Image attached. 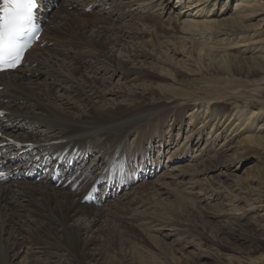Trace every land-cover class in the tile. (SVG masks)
<instances>
[{
	"label": "bare ground",
	"instance_id": "bare-ground-1",
	"mask_svg": "<svg viewBox=\"0 0 264 264\" xmlns=\"http://www.w3.org/2000/svg\"><path fill=\"white\" fill-rule=\"evenodd\" d=\"M140 1L143 0H60L59 7L49 13L50 21L45 23L46 30L41 36L46 46L35 44L15 71L0 73V86H3L0 109L5 111L0 116V129L7 137L29 143L20 147L9 140H0V143H7L0 148L3 152L0 163L10 174H17L9 182H0V264H79L78 261L96 264L94 260L102 252L99 253L97 243L104 233L113 234L114 230L109 228L112 223L122 226L124 222L138 224L141 221L142 226L152 231L168 227L169 221L150 214L153 212L150 209L154 208L152 197L159 194V188L167 187L169 191L162 194L170 195V186L174 183L180 185L186 181L183 185L187 188L191 184L198 186L200 176L207 178L211 160L233 148L236 149L234 154H227L229 158L223 164L231 166L254 156L257 161L247 165L246 180L264 182V120L256 133L253 130L255 123L264 119V77L255 88L262 98L250 100L249 104L256 106L248 110L234 107L229 115L223 107H213L218 101L212 98L203 101L205 105L200 102L186 108L180 119L174 112L159 117L165 111L163 105L153 108L139 105L151 86L139 87L131 83L146 70H157L154 60L167 64L165 58L159 57L164 56V52H158V45L147 48L128 42L133 36H146L147 33L135 27L134 15L158 11L164 16L175 8L172 13L176 15L170 19L181 21L185 29L222 34L224 41L230 36L238 37L227 41L228 54L223 55L224 60L234 57L236 64H244L241 70L247 71V78L252 74H264V35H260V30L264 31V0H235L233 7L227 6L231 0H146L145 4ZM49 7L54 4H47L46 8ZM87 7H91L90 13L95 15L91 25L83 18ZM250 19L256 20L255 23H245ZM71 22L74 41L72 45H65L54 38V32L65 31ZM170 92L174 93L172 89ZM174 94L173 99L179 100L178 93ZM246 111L250 112L246 114ZM198 120L201 121L199 125ZM143 123L146 125H141ZM220 124L227 132L231 131L220 150L218 147L198 166L183 167L180 162H185L189 152L186 148L179 150L181 142L178 136L174 140L172 130H176L177 125L179 129L185 125L190 133L185 135L184 146L198 145L201 139L208 146L215 144L218 132L224 135V130L218 128ZM209 126L213 128L208 135L200 138ZM249 131L253 132L247 133ZM156 145L159 155H162V148L167 147L169 161H177L160 174L162 179L158 177L141 184L147 173H151L149 168L155 172L160 166L159 162L147 163V153H143ZM204 149L199 150L195 158L204 153ZM135 151L140 160L134 157ZM178 166L182 168L179 170ZM56 173L61 175L59 186ZM30 174L41 178L36 181ZM213 190L215 194H229L224 189ZM197 193L199 197L205 196ZM257 195L256 203H251L247 210L264 207V194ZM181 196L185 200L188 197ZM141 205L148 210H139ZM231 207L234 218L239 209ZM159 220L164 222L162 228L154 229L161 225ZM166 235L184 238L193 234L174 226L171 234ZM29 244L34 253L25 249ZM136 255L141 253L136 252ZM240 261L242 264H264V254L254 260L245 256Z\"/></svg>",
	"mask_w": 264,
	"mask_h": 264
},
{
	"label": "rangeland",
	"instance_id": "rangeland-1",
	"mask_svg": "<svg viewBox=\"0 0 264 264\" xmlns=\"http://www.w3.org/2000/svg\"><path fill=\"white\" fill-rule=\"evenodd\" d=\"M234 1L235 0H231L227 6L233 7ZM140 3L145 4L146 0L140 1ZM145 6L146 5L143 7ZM162 6L164 7L163 4L160 7L163 8ZM181 9H178V11ZM92 10L93 9L85 10L86 16L83 18L87 21V25H91L93 20H95V15L90 13ZM173 10H175V8H173L172 11ZM172 11L165 13L164 16L158 14V11H154L152 13L142 11L133 16V19L136 21L135 27L140 30H146L147 33L146 36L145 34L142 36H133L128 39V42L135 45H143L147 48L158 45V52H160V54H163L164 52V56H158L165 58L167 62V64H163L158 60H154L153 62H155L157 70H146V73L142 74L139 78L137 77L138 80L131 83L132 85L133 83L134 85H139V87L151 86L150 92L147 94L146 98L141 101L142 105L141 103L139 105L149 108L163 105L166 112L164 111L161 113L159 117H163L171 112H174L179 119L181 114L186 111V108L188 109L194 107L196 103H203L205 100L206 102L211 101L212 98L218 101L217 104H212L213 107L216 105L217 107L220 106V108L223 107L222 109L224 112L226 110V113H231L232 110L238 106L244 107L245 110L250 109V107H255V103L251 105L249 102L254 97H260L256 93L255 88H257L262 82L261 79L264 77V74H252L247 78V71L244 72L241 70L244 64H236V61L233 59L234 57H230L229 55L227 57H230V59L224 60L226 58L223 57L224 54H228L226 47L228 48L229 43L227 41L237 40L238 37L233 38V36H230V38L224 41L221 40L225 37L222 34L218 35L215 32L202 33L201 30L194 28H190L191 30L185 29L183 28L181 21H175L173 19L172 20L174 22L171 21L170 18L176 15L175 13H172ZM111 20L114 21V19ZM255 21L256 20L254 19H250L249 22L245 23H255ZM72 28L73 22L65 27V31H60V33L55 31L54 33L56 35L54 38H56L57 41L63 42L65 45H72L74 41ZM260 33L261 36L264 35L263 29L260 30ZM44 46H46V44L41 47ZM150 61L151 60H149V62ZM163 72H166L169 76ZM127 80L129 79H126L125 81L128 82ZM114 81L117 82L118 78ZM51 88L53 89L54 86ZM170 89H172V92L178 93L177 97L179 100L173 99L175 98V94L171 93ZM238 90L239 92L235 93ZM260 98H262V96ZM170 99H173L174 101L171 103L169 102ZM195 99H199V101H196ZM201 105L205 104L203 103ZM137 106L135 107L139 109L140 106ZM151 110L153 111L155 109ZM248 112L250 111H246V114H248ZM263 120L264 119L261 118L255 123L257 125L256 129L255 127L253 129L254 133H256L255 131H257V128H259L258 126L261 122H263ZM188 122L189 120H186L187 124ZM200 122L201 121L198 120L197 124L199 125ZM141 125L145 126L146 124L143 123ZM188 125L190 126V123ZM219 127L221 131L224 130V135H222L221 132H218L219 135L215 138V144H209L210 147L209 145H204L206 143L204 139H201V143L198 145L197 143H190V145L187 144L188 146H184L185 135H187V132L190 133L189 128H186L185 125L180 129L179 125H177L176 130H172V137H174V140H176L178 136L179 138L177 139L181 142L182 147L184 146L182 148L180 145V148L179 146L177 148H179V150H184L186 148V152H189V157L184 159L185 162H180L183 167L189 164L198 166L208 155L214 154L218 147L220 150L221 144L225 138L230 136L231 131L227 132L226 129L221 127V124L218 128ZM211 128H213V126H209L203 135H200V138L202 136L205 138ZM166 129H168V125L166 126ZM194 129L195 128H192L191 130ZM252 132L253 131H249L247 133ZM169 135H171V132ZM167 138H169V136ZM154 144H156V142ZM203 148H205V152L202 151L204 153L200 154L198 158H195V155H199L201 149ZM129 149L130 148H126L125 150ZM235 150L236 149L233 148L228 151V153L223 154L222 157L217 156L216 158H213L211 160V168L207 171V178L200 176V178H198L200 180L198 186L191 184L187 188L183 185L186 181L180 185H176L174 183L170 186V195L162 194L169 191L167 187L159 188V194L152 197L154 208L150 209L151 211L153 210L150 214L157 219L161 218L169 221V225H167L168 227L152 231V228L150 229L142 226L141 221H139L138 224L137 222H124L121 223L122 226H120L119 223H112L111 225L114 226L111 227L110 225L109 228L114 230L113 234L114 236L116 234V236L114 237L113 234H110L109 232L104 233L101 237L102 241L100 240V242L97 243V246L100 249L99 253L102 250L99 254L101 258L98 255L97 260H94L95 263L131 264L132 262V264H240L242 257L244 258L246 256L247 258L253 260L261 257L262 254H264V207L257 210L247 209L251 208V203H256L258 193L264 194V182H248L246 180L247 175L245 174V171L248 170L247 165L256 160L254 156H250V158L245 161L235 162L231 166L223 164L229 158L227 154L233 155ZM158 152L159 149L157 145L154 146L153 149L148 150V152L146 150L143 151L144 154L147 153V163L152 165L153 163L159 162L160 166L159 168H155V172H153V168H149L148 171H151L149 178L147 179L146 176L141 184L157 179L165 169L171 168L172 163L177 161V159L169 161L166 153L167 147L162 148V155H159ZM134 153V157L137 156L138 152L135 151ZM138 159L140 160L141 158H138L137 156V160ZM182 166H178L179 168H177L180 170ZM215 166H217V168H215ZM162 178L163 177H159V179ZM170 180L173 181V178ZM216 188L229 191V194H226L225 192L215 194L213 189ZM187 192L189 193L185 194ZM197 192L205 196L199 197L200 195H198ZM181 194L186 197L188 196L187 199L185 200ZM232 194L235 196L233 197ZM162 197L164 199H161ZM155 203L157 206H155ZM138 206H140L139 203ZM231 206H235L236 209H239L234 218L231 215V213H234ZM144 209L147 208L141 205L139 210L142 211ZM155 210L159 211L156 212ZM159 223H161V225H158V227H155L154 229L162 228L161 226L164 222L159 220ZM174 226L179 227L182 230H187L193 235L186 236L184 238L177 237L175 235H166L167 233L171 234L172 227ZM120 237L122 239H120ZM107 242H110L109 245L106 244ZM114 244L116 246H114ZM133 244L138 245L135 246ZM29 246V248L26 247L25 249H29L30 253H34V249L31 248L30 244ZM93 247H96V244H94ZM103 250L106 251L104 252ZM108 250H110V253ZM115 251L116 253H114ZM136 252L141 253V255L137 256ZM143 253L146 254L145 257ZM107 254L110 257H108ZM149 258L152 260H149ZM78 263L81 264L82 262L78 261Z\"/></svg>",
	"mask_w": 264,
	"mask_h": 264
},
{
	"label": "snow or ice",
	"instance_id": "snow-or-ice-1",
	"mask_svg": "<svg viewBox=\"0 0 264 264\" xmlns=\"http://www.w3.org/2000/svg\"><path fill=\"white\" fill-rule=\"evenodd\" d=\"M37 9L38 0H0V72L14 70L22 63L35 38Z\"/></svg>",
	"mask_w": 264,
	"mask_h": 264
}]
</instances>
